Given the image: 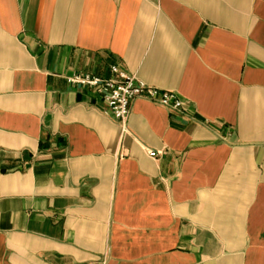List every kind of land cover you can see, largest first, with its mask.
<instances>
[{"label": "crops", "instance_id": "1", "mask_svg": "<svg viewBox=\"0 0 264 264\" xmlns=\"http://www.w3.org/2000/svg\"><path fill=\"white\" fill-rule=\"evenodd\" d=\"M0 264H264V0H0Z\"/></svg>", "mask_w": 264, "mask_h": 264}, {"label": "built area", "instance_id": "2", "mask_svg": "<svg viewBox=\"0 0 264 264\" xmlns=\"http://www.w3.org/2000/svg\"><path fill=\"white\" fill-rule=\"evenodd\" d=\"M112 76L101 78L91 73H74L67 82L75 87L92 89L105 103V112L120 121L125 127L131 113V104L142 98L183 113L185 102L175 91L163 90L145 83L134 75H128L118 66L111 67ZM149 155L156 157L158 151L150 150Z\"/></svg>", "mask_w": 264, "mask_h": 264}]
</instances>
